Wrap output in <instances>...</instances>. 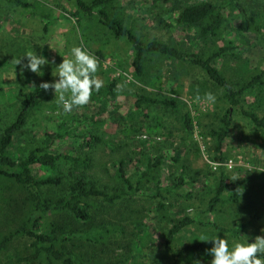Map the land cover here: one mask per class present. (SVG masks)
<instances>
[{"label": "rangeland", "instance_id": "obj_1", "mask_svg": "<svg viewBox=\"0 0 264 264\" xmlns=\"http://www.w3.org/2000/svg\"><path fill=\"white\" fill-rule=\"evenodd\" d=\"M25 1L32 5L30 12L0 1V136L15 121L27 93H34L37 100L7 153L14 158H23L32 149L47 144L49 149L61 155L81 154L91 158V168L74 173L94 177L107 186L119 185L115 172L118 162H125L126 173L135 182L147 164L145 155L161 159V164L151 170L150 182L144 183L142 195L123 200L111 207L109 214L104 213L124 226V234L122 232L118 242L109 249L110 261L122 259L121 264H210L212 244L201 242L202 235L217 234L230 242L246 236L251 242L264 234L262 127L255 126L240 110L232 109V124L222 148L225 160L217 162L211 133L218 128L228 104L222 89L215 86L198 66L149 53L143 74L137 77L131 63L133 50L128 41L114 37L95 17L71 16L68 12L76 11L74 0ZM239 1L253 19L264 24V0ZM217 2L224 4L226 0ZM108 9L143 41L158 40L203 57L231 46L228 52L216 57L215 64L236 87L264 70V34L250 32L235 36L239 16L231 6L223 12L226 23L218 38L206 40H198L197 32L192 29L178 27L174 19H166L168 26L159 25L154 18L164 15V9L168 8L154 0H115ZM73 46H81L98 58L96 75L103 81L101 89L112 81L116 84L114 94L94 92L87 105L65 113L54 91H44L39 85L58 79L55 67L62 58H69L68 52ZM32 49L52 62L43 66L42 73H32L24 67L26 57L21 58L20 65H15L16 58ZM207 93L216 97L214 104L205 99ZM137 97L174 99L177 106L167 108L140 102V108H137L134 106ZM241 104L246 111L264 117V84L250 89ZM185 117H189L193 125L191 130L185 125ZM68 131L69 135L65 137L44 142L46 133ZM89 131L100 138L99 145L90 150L81 144L83 135ZM34 169L39 177L63 179L61 186L41 187L40 192L45 197L62 195L66 180H72V168L63 158L53 168ZM180 172L182 183L177 188L170 193L164 192L161 200L152 197L156 181L170 187ZM221 173L230 186L220 196L221 201L210 209L208 205ZM158 201H162V206L158 207ZM28 214L29 207L18 186L10 179L0 177V238L15 231ZM184 216L197 218L201 223H192L182 229L174 237L171 250L179 252L184 246L197 243L201 244L202 250L183 252L174 259L164 248L165 237L172 220ZM61 219L56 214L45 216L42 231H47L53 220ZM220 227L238 229V233L222 231ZM28 248L26 239L16 237L0 254L1 264H18L16 258L26 254ZM91 249L89 245L83 247L86 260L91 258ZM107 259L103 258L102 262Z\"/></svg>", "mask_w": 264, "mask_h": 264}, {"label": "trees", "instance_id": "obj_2", "mask_svg": "<svg viewBox=\"0 0 264 264\" xmlns=\"http://www.w3.org/2000/svg\"><path fill=\"white\" fill-rule=\"evenodd\" d=\"M0 1L21 7L29 12L32 6L25 0ZM114 1L74 0L76 11L68 13L74 17L79 15L95 17L114 37L125 38L133 50L131 63L137 77L142 76L145 58L147 54L152 53L198 66L215 86L222 89L228 109L220 118L218 128L211 133L215 140L214 160L217 162H224L225 160L222 148L232 124V109L240 110L255 126L262 127L264 132V117H258L255 113L246 111L241 104L243 96L250 89L264 84L262 81L264 70L252 76L247 83L236 87L233 82L220 72L215 64L216 57L228 52L231 46L222 47L213 55L203 57L198 53L184 51L158 40L143 41L131 28L125 25L122 19L116 17L108 9V6ZM154 1L167 5L168 8L164 9V15H156L154 18L159 25L168 26L166 19H174L178 27L192 29L197 32L198 40L218 38L219 32L226 23L223 12L229 6L239 16V22L234 33L235 36L246 35L250 32L264 34V24L253 19L248 14L244 4L239 0H226L224 4L217 2V0L216 2L212 0H199L196 2L186 0ZM115 84V81H112L105 89H100L96 93L107 92V94L112 95L114 94ZM140 102H146L149 105H161L167 108H175L177 106V102L174 99L151 97H137L134 106L140 108ZM36 104L37 100L34 93H27L24 96L22 108L18 112L15 121L0 136V177L10 179L11 182L18 186L21 190L22 198H24L25 203L29 207V214L23 219L17 229L0 238V254L7 249L8 245L16 237H22L26 239L29 248L26 254L24 253L16 258L18 264H98L97 262L99 264H121L122 259L117 260V262L110 261L112 255H109V249L112 244L118 242L117 238L121 237L122 232L124 234V226L110 220V217H106L104 213L109 214V209L123 202V200H131L135 196L142 195L144 183L150 182L151 170L156 169L161 164V159L145 155L147 164L135 182H132L130 177H128L125 170V162L120 161L115 169L119 185L107 186L100 184L99 180L93 179L94 177L85 176L83 173H74L91 168L89 164L91 158L83 157L81 154L66 153L61 155L49 149L47 144H44L43 147L32 149L26 157L14 158L7 153L8 148L15 134L25 126ZM185 125L189 130L193 128L189 117H185ZM67 135H69V131L63 134L59 132L46 133L44 142L50 143ZM85 136L86 138H84ZM82 141L83 147L90 150L99 145L100 138L89 131L83 135ZM61 158L65 159L71 166L73 171L70 173L72 180H66V190L62 195L56 198L45 197L41 194L40 188L61 186L63 179L59 177H39L35 173L34 167H37V169H50L55 167L56 162ZM181 174L180 172L176 182L170 187L168 185L162 186L159 181H156L152 197L160 198L161 200L164 197V192L170 193L174 188H177L182 183ZM229 186L230 184L225 181L224 173H221L219 184L208 205L210 209L221 201L220 196ZM161 202L158 201V207L162 206ZM50 214L59 215L62 219L59 221L53 220L49 223L48 230L44 232L42 231V219ZM192 223L201 222L197 218L189 216L172 220L166 233L164 248L171 252V256L174 259L183 252H199L202 250L200 243L184 246L179 252L171 250L174 237ZM220 229L232 234L238 233V229H226L223 227H220ZM111 239L113 240L110 241ZM86 245L92 248L90 251L91 258L87 260L85 259L87 249L85 253L82 251ZM103 258L108 259L102 262Z\"/></svg>", "mask_w": 264, "mask_h": 264}, {"label": "clouds", "instance_id": "obj_3", "mask_svg": "<svg viewBox=\"0 0 264 264\" xmlns=\"http://www.w3.org/2000/svg\"><path fill=\"white\" fill-rule=\"evenodd\" d=\"M27 58L24 65L32 73H42L44 65L52 63L44 55H37L33 49L27 51L22 57L16 58L15 65L21 64V58ZM69 58H62V62L55 68L58 79L53 83L42 82L39 88L48 91L52 89L58 96V103L65 113H71L74 107L87 105L94 92L103 87L96 73L98 71V58L81 46H73L68 52ZM200 97H197L199 100ZM205 99L215 103L216 97L207 93ZM211 163V161H209ZM240 240L230 242L217 234L200 237L201 242H211L209 254L210 264H264V234L256 236L251 242L246 236ZM199 264V262H196Z\"/></svg>", "mask_w": 264, "mask_h": 264}]
</instances>
